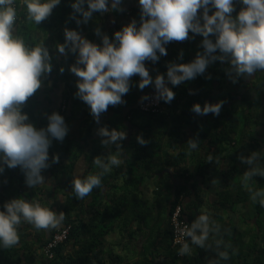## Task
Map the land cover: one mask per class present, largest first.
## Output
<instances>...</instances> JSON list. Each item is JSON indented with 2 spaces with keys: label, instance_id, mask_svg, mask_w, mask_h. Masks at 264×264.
Listing matches in <instances>:
<instances>
[{
  "label": "trees",
  "instance_id": "trees-1",
  "mask_svg": "<svg viewBox=\"0 0 264 264\" xmlns=\"http://www.w3.org/2000/svg\"><path fill=\"white\" fill-rule=\"evenodd\" d=\"M72 2L61 0L51 16L33 28L26 20L25 10L18 5L14 25V34L24 38L26 44L34 46L43 40L52 57L56 55L52 59V72L42 78L41 87L44 85L46 90L40 94L38 89L23 111L37 128L46 127L47 115L53 111L65 118L68 134L62 142L53 140L49 149L50 160L53 154H58L59 163L43 171L44 176L50 173L59 184L29 189L23 184L19 167H6L0 175V208L19 195L30 201L38 198L48 202L51 196L56 199L60 188L66 190L63 209H51L64 214L60 228L71 227L67 238L53 247L49 256L45 247L59 227L37 230L23 223L18 228V245L0 249V264H104L96 252L100 250L97 246L105 244V235L120 221L123 230L127 229L133 237L135 231L130 228L134 220L137 229L147 228L150 236L143 245L140 260L134 264H264V207L249 198V188L264 189V177H253L245 185L243 173L252 166L241 160L258 152L260 159L256 164L264 167V71L249 78L240 77L233 83L226 74L228 65L217 61L203 75L174 87L173 101L159 102L157 111L141 107L146 102L141 103V97L150 96L154 89L150 85L141 91L139 77L133 76L130 91L123 97L125 103L109 106L97 124L89 107L74 95L77 77L68 67L75 62V56L57 59L54 48L56 43L64 42L61 36L64 37L62 33L73 13ZM241 7L237 4L232 15L238 14ZM122 8L123 11L113 12L116 19L122 16L128 23L135 19L139 24L138 0H123ZM110 14L99 13L90 20L93 42H101L95 34L97 27L110 38L121 29L107 28ZM38 30L39 33L34 32ZM201 40L197 35L194 39L169 43L164 58L155 64L145 62L150 74L155 77L166 73V65L171 61L190 62L202 51ZM181 52L182 60L178 58ZM62 66L65 71L60 73ZM218 101L224 102L218 116L211 113L198 116L190 110L195 103L203 106L205 102ZM64 103L66 108L62 109ZM105 126L127 133L121 142L122 163L102 178L100 187L78 199L71 185L77 159L87 160L88 168L83 173L87 175L97 171L93 164L96 156L105 158L116 152L115 146L101 144L97 129ZM137 136L143 137V145L138 143ZM189 139L198 142L196 149L188 148ZM170 168H174L173 177L167 173ZM178 205L181 206L179 218L186 228L200 214L210 216L205 246L192 244L191 237L185 236L184 243L191 248L186 255L178 252L183 243L174 241L172 215ZM221 252H227L228 259L221 258Z\"/></svg>",
  "mask_w": 264,
  "mask_h": 264
},
{
  "label": "clouds",
  "instance_id": "clouds-1",
  "mask_svg": "<svg viewBox=\"0 0 264 264\" xmlns=\"http://www.w3.org/2000/svg\"><path fill=\"white\" fill-rule=\"evenodd\" d=\"M60 3L61 0H0V175L6 167H19L25 185L33 189L44 183L43 171L59 163L58 154H53L50 160L49 149L53 140H64L69 127L64 116L53 111L47 115L46 127L37 128L23 111L28 99L41 88L42 78L52 72L53 57L43 40L29 46L24 38L15 35L14 25L18 5L25 10L27 22L38 26ZM138 4L139 24L133 19L111 38L97 27L99 44L66 27L64 42L54 45L57 59L75 56V62L68 67L77 77L74 95L89 107L97 124L109 106L125 103L123 97L130 91L133 76L139 77L141 91L150 85L154 89L151 93L154 95L142 96L141 103L154 100L170 104L175 98L174 87L203 75L217 61L228 65L226 74L233 83L240 77L249 78L264 71V0H138ZM237 4L242 7L233 16ZM122 5L123 0H73L71 19L77 25L87 24L93 13L120 12ZM197 35L202 37V51L193 60L171 61L166 65V73L155 77L150 74L146 61L155 64L167 55L169 43L194 39ZM178 58L183 59V52ZM59 71L63 73L65 68L62 66ZM223 103L205 102L203 106L195 103L190 110L198 116L210 113L218 116ZM97 134L103 146H115L116 152L105 158L96 156L93 159L96 172L73 176L72 191L78 199L100 187L102 178L122 163L121 142L127 133L105 126L98 128ZM137 141L145 143L142 136H137ZM187 145L190 150L196 149L198 142L189 139ZM259 159L258 152L241 157L252 166L243 173L245 185L253 177H264V167L256 164ZM249 193L252 202L264 207V189L249 188ZM64 219L63 212L57 214L37 201L24 198L6 201L0 208V249L18 245V228L23 223L37 230H49L62 226ZM209 231L208 214H200L190 227L182 229L183 235L191 237L192 244L200 247L205 246ZM178 252L190 254L191 248L183 243ZM220 256L228 259L227 252H221Z\"/></svg>",
  "mask_w": 264,
  "mask_h": 264
},
{
  "label": "crops",
  "instance_id": "crops-1",
  "mask_svg": "<svg viewBox=\"0 0 264 264\" xmlns=\"http://www.w3.org/2000/svg\"><path fill=\"white\" fill-rule=\"evenodd\" d=\"M127 24H128L127 20L124 19L122 16L116 19L113 12H111L110 17L106 22L107 28L109 29L112 28L114 30H116L117 28H122ZM76 27L77 25H74L72 26L71 29L77 30L75 29ZM83 29L84 31L82 32V35L87 37V39L93 41V38L91 37L93 33L92 26H88L87 28V25H85ZM51 93L52 95H54L57 92H51ZM77 127L78 125L76 124L75 128ZM87 168H88L87 160L83 157L78 158L74 164L73 176L74 175L82 176ZM167 171H168L167 173L173 177L174 168H170ZM44 177H45V181L43 184H41V186L49 185V187H51L52 185L59 184L57 180H53L51 178L52 176L50 175V173H47ZM23 184L25 185V183ZM150 186L151 188H153V184ZM64 198H65V194H64ZM35 200L36 199L34 198V200L32 201ZM63 201H65V199ZM137 225L138 224L136 220H134L131 224L130 230L135 231V233H133V237H131V234L127 229L123 230L122 228L123 224L121 221L119 222L118 225H114V227L108 231V233L105 235V240H106L105 244L102 246H97L98 248H100V250L96 251L99 252L100 258L104 260V264H113V262H117V264H134L136 261L140 260V253L143 249V245L145 244V242H147V240H149L150 236L148 234L149 232L147 228L146 231L138 230Z\"/></svg>",
  "mask_w": 264,
  "mask_h": 264
},
{
  "label": "built area",
  "instance_id": "built-area-1",
  "mask_svg": "<svg viewBox=\"0 0 264 264\" xmlns=\"http://www.w3.org/2000/svg\"><path fill=\"white\" fill-rule=\"evenodd\" d=\"M154 94H151L150 96H152ZM159 102H155L154 100H148L146 101L144 104L141 105V107L143 109H152L157 111V107L156 105H158ZM66 108V104H63V109ZM180 211H181V206L178 205L172 215V225L174 227L175 230V243L179 244V243H184L185 241V235H183L182 229L186 228V224L184 223L183 220H181L179 218L180 216ZM71 225H65L63 228H58L57 231L53 234L52 239L50 240V242L46 245L45 250L46 253L49 256H52L53 252H52V248L56 247L58 245L59 242L65 240L68 236L69 230H70Z\"/></svg>",
  "mask_w": 264,
  "mask_h": 264
},
{
  "label": "rangeland",
  "instance_id": "rangeland-1",
  "mask_svg": "<svg viewBox=\"0 0 264 264\" xmlns=\"http://www.w3.org/2000/svg\"><path fill=\"white\" fill-rule=\"evenodd\" d=\"M98 15H99V12H95V13H93V18L94 17H98ZM69 16H71V15H69ZM92 18V19H93ZM89 24H81V25H77V27L75 28V29H77V31L78 32H80L81 34H82V32L84 31V26L85 25H87V28H88V26H91L92 25V22H88ZM31 24V23H30ZM76 25V23L72 20V19H70L69 20V22H68V26H67V24L65 25V27H70V28H72V26L73 25ZM35 25L34 24H31V27L33 28ZM34 29H36V28H34ZM37 30V29H36ZM34 32H36V33H39L40 31L38 30V31H34ZM48 33V32H47ZM31 34H33V31L31 32ZM63 35H64V32L62 33ZM87 38V37H86ZM61 39H64V37L63 36H61ZM55 53V52H54ZM55 55V54H54ZM53 55V57H55L56 58V55L54 56ZM163 58H164V56H162ZM161 57V58H162ZM46 89L44 88V85L39 89V93L40 94H42L44 91H45ZM219 102V101H218ZM215 103H217V102H215ZM61 178H63V176H60ZM65 192V190H63V188H60L59 189V191L57 192V197H56V199L53 197V196H51L50 197V199H48V202H45V201H41V200H39L38 198H35L36 200L35 201H37V202H39V203H41L43 206H45V207H49L50 209H51V207H54V210H60V209H63V206H64V203H65V201H63L65 198H64V193ZM3 193H4V191H3ZM17 198H19L20 197V195L19 196H16ZM39 197H43L42 195H39ZM21 198V197H20ZM58 203H57V202ZM251 212L253 213L254 212V209H252L251 210Z\"/></svg>",
  "mask_w": 264,
  "mask_h": 264
}]
</instances>
